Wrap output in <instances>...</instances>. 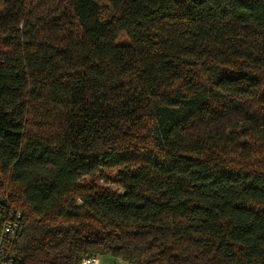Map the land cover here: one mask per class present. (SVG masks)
Wrapping results in <instances>:
<instances>
[{"label":"trees","instance_id":"1","mask_svg":"<svg viewBox=\"0 0 264 264\" xmlns=\"http://www.w3.org/2000/svg\"><path fill=\"white\" fill-rule=\"evenodd\" d=\"M5 201L13 264H264V0H0Z\"/></svg>","mask_w":264,"mask_h":264},{"label":"built area","instance_id":"2","mask_svg":"<svg viewBox=\"0 0 264 264\" xmlns=\"http://www.w3.org/2000/svg\"><path fill=\"white\" fill-rule=\"evenodd\" d=\"M2 207L3 214L0 217V264H13L14 258L9 250V245L20 229L22 213L20 210L10 207L6 201ZM81 264H98V257L87 256L82 259Z\"/></svg>","mask_w":264,"mask_h":264},{"label":"rangeland","instance_id":"3","mask_svg":"<svg viewBox=\"0 0 264 264\" xmlns=\"http://www.w3.org/2000/svg\"><path fill=\"white\" fill-rule=\"evenodd\" d=\"M82 178L84 182H92L97 186L107 188L117 193H120L122 191L115 175V169L100 168L99 171H97L95 174H88L83 176ZM78 202H80L79 198Z\"/></svg>","mask_w":264,"mask_h":264},{"label":"crops","instance_id":"4","mask_svg":"<svg viewBox=\"0 0 264 264\" xmlns=\"http://www.w3.org/2000/svg\"><path fill=\"white\" fill-rule=\"evenodd\" d=\"M98 264H128V263L110 254H103L101 256H98Z\"/></svg>","mask_w":264,"mask_h":264}]
</instances>
